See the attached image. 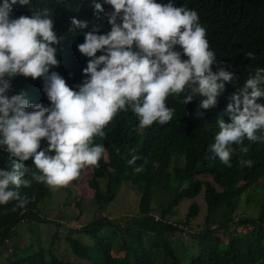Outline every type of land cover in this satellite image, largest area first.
I'll use <instances>...</instances> for the list:
<instances>
[{
  "label": "clouds",
  "instance_id": "clouds-1",
  "mask_svg": "<svg viewBox=\"0 0 264 264\" xmlns=\"http://www.w3.org/2000/svg\"><path fill=\"white\" fill-rule=\"evenodd\" d=\"M36 1L0 0V149L12 161L11 170L0 169V205L15 200L23 208L29 198L21 187L32 181L66 187L83 169L98 166L105 149L94 138L105 136V127L120 111L131 109L140 128L165 124L174 114L166 105L170 95L187 91L185 105L204 96L200 106L209 109L225 83L237 79L225 67L214 70L216 56L198 13L172 0H63L71 13L64 20L53 5ZM66 45L85 79L78 91L50 71L59 68ZM245 56L255 59L251 52ZM20 75L43 78L45 94L38 103L31 104L29 91L17 90L13 79ZM261 85L264 69H257L232 94L230 122L217 120L220 130L209 151L226 167L232 166V145L247 154L245 139L264 141L257 135L264 131ZM12 90L16 93L10 95ZM42 139L47 148L41 149ZM29 159L37 171H30ZM239 163L252 167L251 160Z\"/></svg>",
  "mask_w": 264,
  "mask_h": 264
},
{
  "label": "trees",
  "instance_id": "trees-1",
  "mask_svg": "<svg viewBox=\"0 0 264 264\" xmlns=\"http://www.w3.org/2000/svg\"><path fill=\"white\" fill-rule=\"evenodd\" d=\"M36 2L53 5L59 20L71 14L63 0ZM157 2L166 4L169 0ZM172 3L198 13L210 49L216 56L214 70L225 67L234 72L237 79L225 83L217 104L209 109L200 106L206 99L204 96L198 95L185 105L187 91L170 95L166 105L174 109V114L165 124L155 122L150 127L140 128L131 109L120 111L105 127V136L94 138L93 143L102 145L105 151L98 166L92 167L88 186L94 191L96 205L104 209L117 198L121 187L130 183L140 193L139 212L125 222L107 215L96 220L95 216L79 226L81 228L65 230V237L77 257L90 264H264V141L245 139L243 146L248 147L247 154L239 151L240 145H232L231 167H226L218 157L213 158L209 151L220 130L217 120L230 122L227 105L232 102V94L254 76L257 69H264V0H172ZM249 52L254 54V60L246 58ZM62 54L59 68L50 71L59 73L69 87L78 91L85 79L72 63L69 45ZM182 59L187 57L182 56ZM13 81L17 90L31 93V104L38 103L45 94L43 78L20 75ZM15 93L16 90H12L10 95ZM259 102L264 103V98ZM257 135L264 136V131H258ZM47 146L48 142L42 139L41 149ZM133 156L140 159L130 165L128 161ZM241 159L251 160L252 167H241ZM25 163L30 171H37L32 159ZM11 167L8 153L0 149V169L11 170ZM137 167H142L143 171L135 172ZM83 172L84 169L80 177L72 181L74 184H78ZM25 178L31 179L30 175ZM102 181H105L104 187ZM19 191L29 198L25 207H16L15 200L0 205V247L9 241L21 222H53L39 211L51 187L32 181L30 187H21ZM201 192L207 205L202 229L184 228L200 212L195 201L190 204L184 222L170 221L169 215L184 199H194ZM155 201L159 202L157 206H154ZM241 204L258 205V213L243 211L234 216L235 211H242ZM248 227L252 230L245 231ZM79 233L94 238V244L83 242ZM54 238L59 239V234L55 233ZM36 241L30 245L34 251L13 253L15 258H9V264H86L60 258L51 247L45 246L40 236Z\"/></svg>",
  "mask_w": 264,
  "mask_h": 264
},
{
  "label": "rangeland",
  "instance_id": "rangeland-1",
  "mask_svg": "<svg viewBox=\"0 0 264 264\" xmlns=\"http://www.w3.org/2000/svg\"><path fill=\"white\" fill-rule=\"evenodd\" d=\"M92 174V167H87L84 169L82 174L83 176L79 180L78 184L71 182L66 187H59L55 189L51 188L50 195L40 203V208H38L42 216L53 220V222H21V224L18 225L16 232L12 233L10 236L9 241L0 247V264H9L8 259L15 258L13 253L20 255L27 250L29 252L34 251L35 248L31 249L30 245L33 242H37V236H40L45 246L51 247L55 254H57L60 258L75 263L83 261L86 264H90L77 257V255L73 252L68 240L65 237V230L69 231L70 229L76 227L81 228L84 224L87 222L89 223L92 219H94L95 216L96 220H100L103 216L107 215L114 220L125 222L128 217L139 212L138 204L140 198V193L134 189L130 183H127L121 187L119 195L113 202L108 204L106 208L100 209L94 201V191L88 186ZM202 178L209 179L206 176H203ZM102 185L103 187L105 186V181H102ZM248 189H252L251 186H248ZM193 201L198 203L200 212L196 217L191 219L187 226L184 225V228L188 230L202 229L205 225V218L207 214L204 192H201V194L194 199H184L181 204L169 215L170 221L184 222L186 220V214L188 213L189 206ZM158 203V201H155L154 206H157ZM242 206V211L233 212L234 216L241 215V212L243 211L254 215L258 213L259 207L256 204H253L251 207ZM100 211H102L103 214H100ZM59 225L61 226L60 228ZM29 226L30 229H28ZM249 230H252V228H245V231ZM55 233L59 234V239H53V235ZM79 237L85 243L94 244V238L90 236L79 233ZM222 237L224 240H227L226 236Z\"/></svg>",
  "mask_w": 264,
  "mask_h": 264
}]
</instances>
